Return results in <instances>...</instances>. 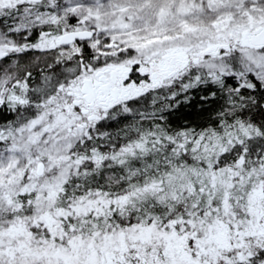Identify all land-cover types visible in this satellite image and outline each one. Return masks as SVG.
I'll return each instance as SVG.
<instances>
[{
	"label": "snow or ice",
	"instance_id": "1",
	"mask_svg": "<svg viewBox=\"0 0 264 264\" xmlns=\"http://www.w3.org/2000/svg\"><path fill=\"white\" fill-rule=\"evenodd\" d=\"M0 264H264V0H0Z\"/></svg>",
	"mask_w": 264,
	"mask_h": 264
}]
</instances>
